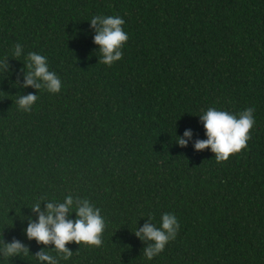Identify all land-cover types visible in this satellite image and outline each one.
Wrapping results in <instances>:
<instances>
[{"label": "trees", "instance_id": "trees-1", "mask_svg": "<svg viewBox=\"0 0 264 264\" xmlns=\"http://www.w3.org/2000/svg\"><path fill=\"white\" fill-rule=\"evenodd\" d=\"M99 15L123 18L129 37L111 66L94 42ZM31 52L59 93L26 86ZM0 65V242L28 250L0 264H41V252L58 264H264V0H0ZM209 108L255 109L227 161L195 149ZM67 196L99 208L105 229L101 246L69 243L64 260L26 229ZM163 213L180 227L148 260L154 242L135 233Z\"/></svg>", "mask_w": 264, "mask_h": 264}, {"label": "clouds", "instance_id": "clouds-1", "mask_svg": "<svg viewBox=\"0 0 264 264\" xmlns=\"http://www.w3.org/2000/svg\"><path fill=\"white\" fill-rule=\"evenodd\" d=\"M91 26L96 29L94 42L99 46L101 52L100 63L111 66L114 62L122 59V48L128 40V34L123 30L125 23L120 16H94ZM99 25V27H97ZM15 56H20L21 44H16ZM28 75L26 86H34L37 89L45 88L49 93H59L62 82L55 72L49 70L47 57L36 52L29 53ZM3 67V65H0ZM38 96L29 94L18 99V107L29 112L37 101ZM254 108H248L238 114L227 111L209 108L199 117L203 122L207 139L197 141L195 149L202 151L211 149L215 154L217 162L227 161L234 153H239L247 146L250 139L249 132L254 125ZM191 132L186 131L185 137L190 138ZM180 146H186V139H178ZM33 211L40 212V204L33 205ZM74 213L75 221L67 217ZM179 222L173 213H163L160 218V225L145 224L135 234L142 240L153 241L145 249L144 255L148 260L159 255L165 246L176 238L179 230ZM105 229V219L99 208L92 205L88 199L79 201L74 205L73 198L67 196L62 203L53 201L46 206V211L41 213L37 223H30L26 229L29 239H34L39 244L54 245L58 254H63V259L68 260L72 251L66 248L69 243L78 245L99 247L102 244V233ZM142 233V235H141ZM0 254L6 258L27 255L28 250L19 241L8 244L0 242ZM36 259L43 264H58L50 253L41 252Z\"/></svg>", "mask_w": 264, "mask_h": 264}]
</instances>
